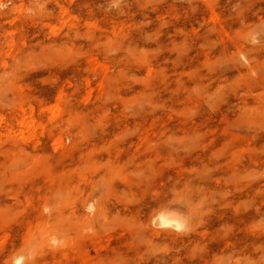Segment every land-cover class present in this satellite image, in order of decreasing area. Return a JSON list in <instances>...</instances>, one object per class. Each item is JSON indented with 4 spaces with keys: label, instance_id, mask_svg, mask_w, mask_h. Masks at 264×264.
<instances>
[{
    "label": "rangeland",
    "instance_id": "374dc122",
    "mask_svg": "<svg viewBox=\"0 0 264 264\" xmlns=\"http://www.w3.org/2000/svg\"><path fill=\"white\" fill-rule=\"evenodd\" d=\"M0 115V264H264V0H0Z\"/></svg>",
    "mask_w": 264,
    "mask_h": 264
},
{
    "label": "bare ground",
    "instance_id": "6f19581e",
    "mask_svg": "<svg viewBox=\"0 0 264 264\" xmlns=\"http://www.w3.org/2000/svg\"><path fill=\"white\" fill-rule=\"evenodd\" d=\"M29 108H30L29 113H26V110L20 106V112L16 114L13 121L9 124L8 127V131H12L14 127L13 125L15 124L18 125L23 122V129L21 130V134H20V138L23 141H27L33 138L38 126L37 121L33 115L34 106L30 105ZM3 119L4 116L0 115V123L3 121ZM61 138H62L61 136H58L56 138V141L57 142L60 141ZM0 142H1V138H0ZM53 205H54L53 203L47 202L45 207L50 210L51 214L53 213V211H56L60 215L61 214L60 209ZM90 206L92 207V205H89V207ZM95 206L98 208V204H95ZM179 210L180 209H178V206L176 207L166 206V207L157 208L151 215L148 216V218L145 220L143 224L145 229L142 236L144 237V239L149 242H153L155 240L158 242H163L166 241L168 238H172L176 242V237H181L180 240L183 243L185 241H190L191 238L193 237L192 232H194L195 230V228L193 227L194 219L196 217L195 206L194 204L190 203L185 206V209H183V213H180ZM161 212L166 214H171L176 220H178L180 223L183 224V228L181 230H176L173 227H159L158 226L159 222L155 218ZM93 214H95V212ZM218 214H222V212ZM37 227L38 230L41 231L43 235L51 234L50 232L52 231V228H48V225H46L45 220L39 222ZM182 234L186 235L185 239L182 238ZM91 238H93V236ZM33 241L31 238L27 237L25 247L15 252L12 258H14V256L23 254L26 257H28L25 264L30 263L32 258L29 255V253ZM59 243H61V241ZM252 244H254V240ZM251 257L253 258V255H251ZM79 259L82 262V264H88V259L86 255L83 254L80 255ZM102 259L103 258L100 255V257L97 258L96 262H100ZM128 259L129 260L127 261L126 264H177L180 261V258L178 257L176 252H171L166 255L163 254V255H156L154 257L143 258L138 254L136 250L132 252V254L128 255ZM207 262H208L207 258H202L201 261L199 262L196 261L193 262L192 264H206Z\"/></svg>",
    "mask_w": 264,
    "mask_h": 264
},
{
    "label": "clouds",
    "instance_id": "9594fccd",
    "mask_svg": "<svg viewBox=\"0 0 264 264\" xmlns=\"http://www.w3.org/2000/svg\"><path fill=\"white\" fill-rule=\"evenodd\" d=\"M159 223V227H173L176 230H181L183 228V224L176 220L171 214H166L161 212L156 218ZM28 257L23 254L14 256L12 264H25Z\"/></svg>",
    "mask_w": 264,
    "mask_h": 264
}]
</instances>
